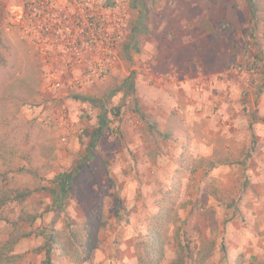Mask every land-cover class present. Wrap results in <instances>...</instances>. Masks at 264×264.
<instances>
[{
	"label": "rangeland",
	"instance_id": "374dc122",
	"mask_svg": "<svg viewBox=\"0 0 264 264\" xmlns=\"http://www.w3.org/2000/svg\"><path fill=\"white\" fill-rule=\"evenodd\" d=\"M131 11L116 70L76 98L43 93L31 46L0 36V72L17 61L15 79L34 90L18 107L0 89V106L17 112L11 144L20 150L0 161V183L33 191L0 207V247L19 238L14 253L26 254L16 264H73L57 249L46 263L34 249L51 228L66 231L70 219L104 209L95 264H138L136 241L153 226L186 145L215 167L180 176L162 264H173L178 242L188 244L185 264L206 252V264H264V24L255 28L246 0H132Z\"/></svg>",
	"mask_w": 264,
	"mask_h": 264
},
{
	"label": "built area",
	"instance_id": "2783aa9c",
	"mask_svg": "<svg viewBox=\"0 0 264 264\" xmlns=\"http://www.w3.org/2000/svg\"><path fill=\"white\" fill-rule=\"evenodd\" d=\"M131 3L0 0V36H17L31 46L40 61L43 93L62 99L80 97L116 70L128 33ZM233 69L241 72L243 66L238 63ZM200 81L206 86L215 79Z\"/></svg>",
	"mask_w": 264,
	"mask_h": 264
},
{
	"label": "trees",
	"instance_id": "16d2710c",
	"mask_svg": "<svg viewBox=\"0 0 264 264\" xmlns=\"http://www.w3.org/2000/svg\"><path fill=\"white\" fill-rule=\"evenodd\" d=\"M251 17L254 21L255 28L257 29L259 24H264V17L260 14H264V0H246ZM18 63L9 64V67L0 72V89H2V100L12 99V103L19 101L18 107L25 105L30 94H34L32 86L24 79H15L17 73ZM17 77V76H16ZM7 98V99H6ZM16 111H11L3 104L0 106V161H10L17 157V153L20 152L18 147L12 145L13 135L18 133L17 126L13 124L16 119ZM12 118H11V117ZM174 134V131H166L164 138H169ZM184 152L181 158V168L177 171L176 176L172 180L171 189L165 194V197L158 202L160 208L158 214L153 217V226H151L146 235H142L136 241V250L138 257V264H162L165 257V241L163 238V228L168 223L173 221L174 218V206L178 196L181 193L182 175L185 171H191L195 168L210 170L215 167L214 162L206 165L204 161H196L190 157L188 152L189 148L184 145ZM61 190L64 194L67 193L65 182H61ZM33 191L30 188L6 190L5 186L0 183V207L6 206L10 202H17L20 205L32 195ZM216 196V194H213ZM106 212L102 209L99 213H91L88 219L82 223H75L73 219L68 222V228L66 231H62L56 228H51L48 234L45 236V242L43 246L34 249V252L41 253L46 252V263H51L50 252L52 250H60L59 254L66 261L73 264H95V255L98 247V235L103 226L108 223L106 218ZM35 214L24 213L21 216V220L27 221L33 224L37 220ZM212 241L214 242L217 236L215 230V221L212 220ZM31 233L24 234L23 238L31 236ZM19 242V238H11L0 247V264H16L22 261L26 253H14V249ZM188 244L184 245L182 242H178L177 257L173 264H185L186 256L185 250ZM57 249V250H56ZM202 259L200 264H206L209 253L200 254Z\"/></svg>",
	"mask_w": 264,
	"mask_h": 264
},
{
	"label": "crops",
	"instance_id": "0c3cea01",
	"mask_svg": "<svg viewBox=\"0 0 264 264\" xmlns=\"http://www.w3.org/2000/svg\"><path fill=\"white\" fill-rule=\"evenodd\" d=\"M98 165H99V163L96 164V168H95V170L93 169V171H94V175H96V177L101 178L104 174V169H102V167L101 166L99 167Z\"/></svg>",
	"mask_w": 264,
	"mask_h": 264
}]
</instances>
